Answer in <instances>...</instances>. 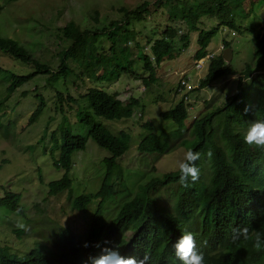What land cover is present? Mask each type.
Returning a JSON list of instances; mask_svg holds the SVG:
<instances>
[{
  "label": "rangeland",
  "instance_id": "374dc122",
  "mask_svg": "<svg viewBox=\"0 0 264 264\" xmlns=\"http://www.w3.org/2000/svg\"><path fill=\"white\" fill-rule=\"evenodd\" d=\"M242 1L233 28L218 24L216 17L202 15L197 30L192 31L181 18L169 15L174 8L175 15H178L180 0H0V35L18 42L39 63L50 68L47 73L34 75L9 93L7 87L12 77L33 71L34 64L0 50V99H4L0 116V197L8 192L19 193V204L23 210V214L17 215L0 205V246L7 245L18 255L32 249L43 252L63 249L65 243L61 234L64 229L70 230L75 240H84L91 215L98 205L95 193L106 171L103 159L110 156L108 149L99 146L88 135V126L84 123L86 118L102 124L115 135L120 131L129 134L128 149L116 159L122 174L115 173L111 178L116 190L121 189V181H124L126 189L106 201L102 209L106 218L114 214L119 204L138 192L140 185L177 170L176 162L187 150L179 142L192 139L193 120L212 108L222 106L228 96L237 92L239 72L246 63L253 64L256 60V41L264 33V0ZM143 2L148 3L143 19H136L133 14L125 17L119 10L120 7L134 9ZM70 21L81 31L88 32L84 37L86 60L91 49L94 56L102 50H109L110 41L103 30H109L111 21H118V27L116 25L110 30L120 33L125 28L133 32L126 44L133 62L128 63L123 57L125 51L120 54L122 57L117 65L111 62L96 67L84 59L81 63L68 59L67 71L63 72L60 69L61 52L72 40L63 36L62 29ZM167 25L178 32L172 40L175 56L155 65L156 79L145 86L142 77L149 72L144 70L143 62L135 55L137 51L150 54V44L162 35ZM217 26L205 48L207 55L195 59L198 30L209 31ZM184 33L189 34L186 46L180 39ZM225 42L232 51L228 63L236 74L198 88L211 58L222 54ZM115 65L120 71L124 69L118 78L114 76L116 70H111ZM97 74L100 78H96ZM261 76L264 79V70ZM250 79H245V86L250 84ZM89 88L116 93L123 102L134 97L138 105L129 118L105 119L93 113L85 97ZM60 95L64 97L63 101ZM181 99H184L188 113L182 136L169 142L171 149L167 152L138 151V143L149 133L142 126L143 122H150L156 134L168 132L174 135L175 123L163 118L161 113L174 107ZM41 101L43 109L40 115L28 124L31 113ZM255 104V99L248 104L250 119ZM250 119L246 127L240 128L244 133ZM215 125L219 131L218 124ZM65 132L80 135L86 140L85 148L74 150L71 155L73 164L68 176L72 196L68 190L48 194V183L64 174L62 168L54 167L53 161L59 157ZM217 138L220 140L219 136ZM210 166L207 156L202 164L205 176ZM173 185L169 184L170 188L163 186L153 193V197L170 213L176 189ZM82 194L92 196L89 204L82 210L72 209V199ZM21 218L28 225L27 230L17 227ZM130 234V231L125 233L127 237ZM253 264H264V251Z\"/></svg>",
  "mask_w": 264,
  "mask_h": 264
},
{
  "label": "trees",
  "instance_id": "16d2710c",
  "mask_svg": "<svg viewBox=\"0 0 264 264\" xmlns=\"http://www.w3.org/2000/svg\"><path fill=\"white\" fill-rule=\"evenodd\" d=\"M241 2L243 1L180 0L178 15L174 13L175 8L169 12V15L171 18H181L192 31L197 30L198 20L202 15L216 17L218 24L233 28L235 16L242 7ZM147 6L148 3L143 2L134 9L120 7L119 10L125 17L133 14L136 19H143ZM243 13L246 14V12ZM116 25L118 27V21L109 23L110 28ZM110 28L103 30L110 41L109 50L107 52L102 50L94 56V50L91 49L86 60L87 46L84 37L88 35V32L81 31L73 21L68 22L62 32L66 39L72 40V43L61 52L60 69H63V72L67 71L68 59L79 63L84 59L96 67L111 62L117 65L122 57L120 54L124 51L126 54L123 57L126 61L133 62L132 55L126 48L133 32L124 28L117 33V30L112 32ZM217 28L218 26L209 31L198 30V49L194 54L195 59L207 55L205 48ZM177 33V29L167 25L162 35L150 44V54L137 51L135 58L141 60L144 70L149 72L147 76L142 77L145 86L156 79L155 65L175 56L172 40ZM188 33L180 35L184 46L189 40ZM223 45L225 48L229 47L227 42ZM255 48L257 53L255 62L246 63L239 72L237 92L228 96L222 106L197 116L191 126L192 139L189 141L182 139L179 142L186 149L192 148L201 154L200 159L196 161L200 176L195 183L189 181L187 186L182 185L178 179V170L163 173L160 178L151 179L140 185L138 192L119 204L114 214L106 218L102 213L106 201L126 189L124 181H121L122 190H116L111 178L115 173L122 174L116 159L128 149L129 134L120 131L115 135L102 124L86 118L84 123L88 126V135L99 146L108 149L110 156L103 159L106 171L95 193L98 205L91 215L84 240H75L73 233L64 229L61 234L65 243L63 249L51 252L32 249L24 255H18L10 251L7 245H3L0 246V264H86L89 256L96 255L100 251L95 245L100 243L104 246V241L109 242L107 246L117 247L123 256L139 258L147 253L151 264H181L175 256L172 244L183 231H191L195 234L197 246L204 255L205 264L255 263L262 255V251L254 250L251 241L233 240V228L247 226L251 230L264 233V151L245 144L243 140L245 133L240 129L247 126L250 116L244 109L253 99L256 104L250 120H264V79L261 76L264 70V33L258 36ZM0 50L21 61H31L34 64L33 71L12 77L7 87L9 93L34 75L47 73L50 69L49 66L39 63L18 42L1 35ZM116 65L111 70H116L114 76L118 78L124 69L120 71ZM235 74V69L223 60L222 54L212 57L207 73L199 81L198 88L206 87L221 77ZM96 78H100V74H97ZM248 78H251L250 84L245 86V79ZM85 97L95 115L109 120L131 117L134 107L138 105V100L134 97H130L128 102H123L116 93H107L97 88H89ZM59 98L62 99L61 101L64 99L62 95ZM66 98L73 100L69 96ZM3 105L2 98L0 99V116ZM42 109L41 101L31 113L28 124L38 118ZM161 116L175 123L174 135L168 132L156 134L150 122H143L142 126L148 129L149 133L138 143V151L164 153L171 149L169 142L173 138L182 136L184 121L188 116L184 99L162 112ZM215 123L220 127L219 131ZM217 136L223 143L219 142ZM85 144V138L80 135L68 132L63 134L60 154L53 161V165L58 169L62 168L64 174L61 178L48 183V194L54 195L68 190V194L72 196L71 179L68 176L73 164L71 155L74 150H83ZM207 156L210 158L211 166L205 176V168L202 164ZM169 184H174L176 187L173 192L175 198L171 206L172 213L153 197L154 191L163 186L170 188ZM91 197L83 194L74 197L71 201L72 209H85ZM19 200V193L8 192L0 197V205L16 212L17 208L22 210ZM20 214H23V210ZM127 231L131 233L128 237L125 235ZM201 241H206V245L201 247ZM85 243L87 247H84Z\"/></svg>",
  "mask_w": 264,
  "mask_h": 264
},
{
  "label": "clouds",
  "instance_id": "9594fccd",
  "mask_svg": "<svg viewBox=\"0 0 264 264\" xmlns=\"http://www.w3.org/2000/svg\"><path fill=\"white\" fill-rule=\"evenodd\" d=\"M245 112L250 111L246 106ZM244 143L255 149L264 151V120H252L243 137ZM200 153L188 148L181 160L176 162L179 182L187 186L189 181L195 183L200 176V169L196 166V161L200 159ZM22 210L16 209L17 215ZM17 227L21 230H27L28 225L21 218L17 222ZM233 240L251 241L252 247L257 252L264 251V233L251 230L249 227L233 228ZM109 242L104 241L95 245L100 251L96 255L89 256L86 264H151L149 254L145 253L141 257L123 256L115 246H107ZM206 241H201V247L206 245ZM87 243L84 247H87ZM175 256L181 264H205L203 253L199 250L196 242V236L191 231H183L173 242Z\"/></svg>",
  "mask_w": 264,
  "mask_h": 264
},
{
  "label": "water",
  "instance_id": "95a60500",
  "mask_svg": "<svg viewBox=\"0 0 264 264\" xmlns=\"http://www.w3.org/2000/svg\"><path fill=\"white\" fill-rule=\"evenodd\" d=\"M232 51L229 47L225 48L222 52V58L226 63H228L231 59Z\"/></svg>",
  "mask_w": 264,
  "mask_h": 264
}]
</instances>
